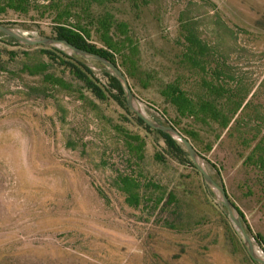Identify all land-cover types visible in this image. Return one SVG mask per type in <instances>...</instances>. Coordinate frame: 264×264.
Instances as JSON below:
<instances>
[{"label": "rangeland", "instance_id": "obj_1", "mask_svg": "<svg viewBox=\"0 0 264 264\" xmlns=\"http://www.w3.org/2000/svg\"><path fill=\"white\" fill-rule=\"evenodd\" d=\"M89 8L88 16L80 9L77 16L97 48H104L97 20L110 14L127 26L138 54L134 69H120L142 110L184 136L198 134L189 141L264 257V170L246 162L264 139V0H101ZM0 24L30 38L55 37L51 13L37 8L27 15L7 11ZM190 33L209 47L204 71L185 62ZM9 38L0 35V264H259L202 174L170 155L163 163L155 159L168 154L162 136L144 131L110 97L98 100L51 63L46 48ZM126 55L129 48L116 54L121 66ZM45 63L69 90L24 69ZM84 63L102 85L109 83L102 65ZM220 70L234 102L248 98L225 130L179 117L160 95L174 83L196 102L233 110L208 94V83L221 84L213 78ZM120 130L145 140L143 162L128 153ZM119 171L150 183L139 191V205L116 188ZM169 193L177 203L158 206Z\"/></svg>", "mask_w": 264, "mask_h": 264}, {"label": "trees", "instance_id": "obj_2", "mask_svg": "<svg viewBox=\"0 0 264 264\" xmlns=\"http://www.w3.org/2000/svg\"><path fill=\"white\" fill-rule=\"evenodd\" d=\"M100 1L101 0H83V4L79 3L73 5H66L63 3L62 0H45V2L47 3L46 5H37L30 0H0V15H4L7 11H13L15 13H20L21 15H27L31 9L33 10L35 8H37L38 10L41 9L44 12H50L52 15V25L55 36L54 38L59 40H66L67 42L79 49L105 57L119 68H126L127 73H129V70L131 71L132 68H135L133 58L137 56L138 48L135 46L133 39L128 35L129 32L127 26H125L124 24H117L110 16V14L104 16L103 18L97 20V22L93 23V25H95L94 29L95 33L98 35L99 41L104 45V48L100 49L91 44V38L93 34L92 30L88 26H83L78 19V9L82 10V13L88 16L87 14H89L90 11L89 7L93 5V3H99ZM115 31L122 34L125 40L120 42L116 41L114 37L115 35L117 36V33L114 35ZM0 35L5 34L0 32ZM9 39L12 40L18 46H20V44L14 38ZM186 41L188 43V47L184 58L185 62L188 64L187 66L192 69L196 68L201 71H204L205 68L202 56L208 52L209 47L203 44V42L200 41L192 33L186 36ZM37 47L46 48V50H44V54L48 57L50 62L60 65L66 70H68L70 75L78 81L82 82L84 86L98 100L105 102L110 97L112 100L118 103V105L122 109H124L129 116L134 119V121L140 128H142L147 133L155 132L162 136L168 146V154L166 152H163V154H156L155 159L158 162L163 163L165 160V155H170L178 162L185 163L191 168L197 170L188 152L178 141L173 139L168 134L152 129L133 111H131L127 104L124 89L121 83L116 78V76H114L108 70V68L104 67L102 64L99 63L104 67L105 75L109 80V83L104 86L101 84L100 80L95 76L94 71L90 69L87 65H85L84 61H86V59L72 55L64 51L63 49L55 47ZM128 48L130 50V55H126L125 57L123 56L125 60L121 66L116 58V54H121L125 52ZM129 64H132L130 68ZM49 68V64L46 63L38 64L34 67H24L25 71H28L31 76L41 75L43 76L45 83L50 84L53 87H60L66 91L69 90L70 88L66 82H64L61 78H56L49 74ZM127 73L123 72L125 76ZM215 75L216 76H214L213 78L216 80H220L221 84L218 86L214 85L213 83H208V94L216 98L217 100H222L223 102L226 101V105L228 107H233L235 105V109L229 110L228 112L221 111L217 107L218 105L216 104V102L209 99H206L201 102H196L192 98H190L187 93L180 88V86L174 83L165 85L162 88L160 95L165 99L166 103L174 107L179 117L191 118L201 124L213 122L219 124L221 128L225 130L229 127L233 117L241 109L244 108V104L248 98L241 103L234 102V99L231 96L232 91L227 90L223 84V82H226L228 79H226L225 73L220 70L216 72ZM229 79L232 78L230 77ZM158 122L161 123V121L159 120ZM167 124L168 126H171L170 123ZM120 133L122 134V139L126 143L128 153L131 156L135 157L137 163L143 162L146 147L145 140L136 134H131L124 131L122 132L121 130ZM184 137L188 140L189 138H191L192 140L196 141L198 139V134L196 132H189L185 134ZM252 153V156L247 157L246 162L249 163L253 160V162L255 163L254 165L256 167L261 170H264V139L259 140L258 143L254 145ZM254 156L255 159H253ZM116 186L118 190H120L123 194L126 195L127 201L132 206L139 205L138 193L142 189V187H151L149 182L147 184H143V182H141L138 178V175L134 172L128 173L125 171L118 172ZM153 187L154 189L161 191L160 187ZM176 201V198L171 193H169L167 198L159 199L157 205H175L177 203Z\"/></svg>", "mask_w": 264, "mask_h": 264}, {"label": "water", "instance_id": "obj_3", "mask_svg": "<svg viewBox=\"0 0 264 264\" xmlns=\"http://www.w3.org/2000/svg\"><path fill=\"white\" fill-rule=\"evenodd\" d=\"M0 32L5 34L10 38H14L19 44L24 46H45V47H55L59 49H63L64 51L82 57L86 60H91L102 64L104 67L108 68V70L116 76V78L121 83L125 97L127 100V104L131 111H133L139 118H141L148 126H150L154 130L161 131L165 134L170 135L173 139L180 142L184 149L188 152L192 162L194 163L197 170L202 174L206 184L218 195L219 202L222 206L226 208L228 211L229 217L231 221L234 223L238 235L242 239L250 258L259 264H264V257L261 256L256 247L254 245L253 239L250 234L247 232L241 216L238 214L236 208L230 201L226 189L223 185H220L206 170L204 164L202 163V159L198 152L195 150L191 142L185 138L180 132H178L175 128L171 126L163 125L156 120L149 118L144 111L142 110L139 102L137 101L126 76L120 70L118 66L112 63L105 57H102L98 54L91 53L82 49H79L66 40H59L56 38L50 37H37L30 38L23 34L21 31L17 29H13L7 26L0 24Z\"/></svg>", "mask_w": 264, "mask_h": 264}]
</instances>
